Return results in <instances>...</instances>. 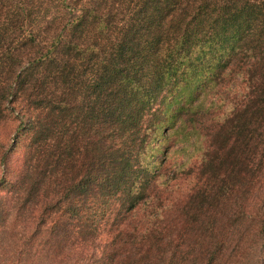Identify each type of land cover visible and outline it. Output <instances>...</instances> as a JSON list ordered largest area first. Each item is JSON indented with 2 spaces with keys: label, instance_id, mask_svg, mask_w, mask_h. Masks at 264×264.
Listing matches in <instances>:
<instances>
[{
  "label": "trees",
  "instance_id": "1",
  "mask_svg": "<svg viewBox=\"0 0 264 264\" xmlns=\"http://www.w3.org/2000/svg\"><path fill=\"white\" fill-rule=\"evenodd\" d=\"M11 117L10 264H264V0H0Z\"/></svg>",
  "mask_w": 264,
  "mask_h": 264
},
{
  "label": "rangeland",
  "instance_id": "2",
  "mask_svg": "<svg viewBox=\"0 0 264 264\" xmlns=\"http://www.w3.org/2000/svg\"><path fill=\"white\" fill-rule=\"evenodd\" d=\"M16 120L11 117L9 122L3 126L2 128L0 127V140L3 143H6L8 141L7 137L11 136L13 134V127L16 125ZM28 133L22 134L18 137L17 142L15 143L14 148L10 151V154L8 156V160L6 162L5 168H3V172L6 174L12 175V172L15 168L18 167L20 160H21V154L23 151V146L25 144V141L27 140ZM8 189V185H2L0 186V194ZM17 232H14L15 234L13 235L11 239L6 238L4 239V242L6 244H10L7 249H5L4 253L1 255L0 258L2 257V261L0 260V264H10L9 259L14 258L16 256V253H14V244L13 242L17 243L16 251H18L23 243V240L25 238L21 237L20 228H16ZM8 241V242H6ZM5 260V263H4ZM62 264H65L64 262Z\"/></svg>",
  "mask_w": 264,
  "mask_h": 264
}]
</instances>
